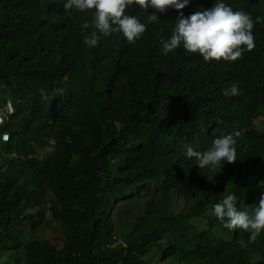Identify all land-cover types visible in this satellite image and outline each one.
I'll list each match as a JSON object with an SVG mask.
<instances>
[{"label":"trees","instance_id":"1","mask_svg":"<svg viewBox=\"0 0 264 264\" xmlns=\"http://www.w3.org/2000/svg\"><path fill=\"white\" fill-rule=\"evenodd\" d=\"M11 1L0 0V37L6 23L16 29L12 47L0 40V106H13L0 123V264H150L154 248L163 264H264V230L250 241L208 211L233 193L252 213L264 192V131L253 123L264 119V22L237 60L204 61L182 46L161 54L172 8L150 23L130 9L147 23L139 39L116 31L89 47L94 9L25 0L14 11ZM232 84L239 95L226 96ZM233 132L237 159L220 169L184 155ZM26 225L51 227L60 242Z\"/></svg>","mask_w":264,"mask_h":264},{"label":"clouds","instance_id":"2","mask_svg":"<svg viewBox=\"0 0 264 264\" xmlns=\"http://www.w3.org/2000/svg\"><path fill=\"white\" fill-rule=\"evenodd\" d=\"M25 0H12L8 9L13 7L16 11ZM60 5V0H55ZM244 9L234 11L225 0H214L209 8L196 10L185 15L182 11L191 3V0H64L63 8L67 11L75 9L79 12L94 9V18L91 22L93 29L84 36V43L95 47L101 36H109L119 31L129 43H134L146 31L147 23L130 14H137L147 22L158 20V13H164L168 8L177 10L174 27L168 38L160 39V52L167 56L178 47L191 54L198 53L204 61L210 60H237L245 51H250L260 43L258 22L262 21L252 7L258 8L264 14V0H241ZM3 3V0H2ZM135 8L139 11L137 13ZM13 11V12H14ZM191 11V10H190ZM90 27L88 21L82 24L83 29ZM16 29L14 25L6 23V31L0 40L7 48L12 47ZM226 96L239 95L236 84H232L224 93ZM8 103V106L6 104ZM0 115V123L6 114L13 112L10 100H7ZM258 119L263 125L257 128L254 120ZM263 116L253 117L256 128L264 131ZM238 132L215 137L211 145L203 151L194 150L191 146L186 148V158H194L199 168H221L224 162L231 163L237 159L235 136ZM9 134H0V140L7 141ZM236 196L229 193L221 202L213 204L209 209L210 215L216 217L225 228L229 230L243 229L249 232V240L254 241L264 230V192L261 193L258 205L252 213L241 210L236 206Z\"/></svg>","mask_w":264,"mask_h":264},{"label":"rangeland","instance_id":"3","mask_svg":"<svg viewBox=\"0 0 264 264\" xmlns=\"http://www.w3.org/2000/svg\"><path fill=\"white\" fill-rule=\"evenodd\" d=\"M6 106H8V103L6 104ZM5 106H0V115H3V108ZM257 128L259 127H262L263 125L261 124V122L258 121V119L256 118L254 120ZM51 147H48V148H45V149H42L41 151H39V155L42 156V155H45L47 154L48 152L51 151ZM3 165L4 162H3V159L0 158V165ZM175 201H177L179 203L178 207L176 208L177 210H179L181 208V206L184 204L183 201L179 198H173L171 199L170 201V204L174 203ZM46 216L49 217L50 216V212L48 210H46ZM196 227L198 228H203L204 225H205V221L204 219H200V218H193L190 220ZM53 227V226H52ZM24 229H26L25 231H29L31 232L32 234H35V235H41V236H44L48 239H50L51 241H53L54 243H59V239H60V236L59 234L51 227H48L46 228L45 230H40L38 226H35L33 228H31L29 225H26L24 226ZM28 229V230H27ZM146 260H149L150 264H163L162 263V260H160L159 256H156L155 255V248L153 249V251L147 255L145 257Z\"/></svg>","mask_w":264,"mask_h":264}]
</instances>
